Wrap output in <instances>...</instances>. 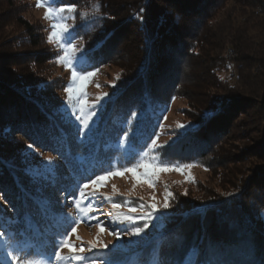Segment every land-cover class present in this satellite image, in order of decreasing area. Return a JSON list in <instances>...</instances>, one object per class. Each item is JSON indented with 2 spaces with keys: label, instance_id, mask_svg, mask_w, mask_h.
I'll return each mask as SVG.
<instances>
[{
  "label": "rangeland",
  "instance_id": "1",
  "mask_svg": "<svg viewBox=\"0 0 264 264\" xmlns=\"http://www.w3.org/2000/svg\"><path fill=\"white\" fill-rule=\"evenodd\" d=\"M72 6L67 0H0V76L10 73L26 84L41 83L49 98L47 103L59 107L61 116L71 123L84 153L88 154L95 136L106 123L108 103L119 92L121 97L130 92L127 88L134 83L127 79V73L118 61L109 60L101 62L99 67L88 68L84 58L87 42L75 35L79 19L83 20L87 16L77 6H74L75 11H68ZM61 8L65 11L61 12ZM25 24L30 28L29 31L24 27ZM57 25H63L67 31ZM54 32L59 37H54ZM69 40L75 46L69 53L73 66L77 71L93 73L87 79L75 83L72 68L60 59L65 56L66 42ZM35 42L38 46L34 45ZM239 58L228 48L218 51L209 60L212 69L209 78L202 72L199 63L198 69H194L196 72L192 74L195 79L189 80L190 76L186 78L189 81L180 95L168 99L165 95L169 89L167 87L154 92L161 104L165 105L156 133L141 144L131 137L129 130L123 128L117 142L105 147L114 153L108 164L107 158L103 160L106 168L99 174L94 172L91 178L89 176L79 181L66 195L62 193L67 190L65 186L59 187L57 182L51 184L65 169L52 155L50 148L37 143L29 133L20 129H15L8 138H4L3 131L7 124L0 126V141L18 156V165L28 168L39 166L41 175L47 179L45 182L49 193L56 199L60 197V209L63 210L59 218L54 217L55 232L49 241L44 242L43 236H40V242L33 241V236L29 237L28 234L23 238L16 236L23 250L21 261L24 264H49V257H52L51 264H83L73 259L76 253L84 257L95 255V264H169L170 260L177 259L173 249L167 247L161 257L156 254L167 239H170V244L193 241L199 246L208 245L215 239L219 242L216 246L221 249L218 254H233L232 247L223 243L210 229L206 230L202 222L198 225L184 221L175 225V234L171 238L165 239L159 233L165 215L182 208V205L192 208L196 204L211 205L218 202L223 203V208L226 205L224 201L231 199L232 202H239L244 198L248 203L249 200L252 203L251 199L255 198L260 200L257 206L264 205V123L261 121L264 116V86L247 77L246 64H238ZM227 64L233 67L230 69ZM255 71L260 72V69ZM207 79L212 86L201 84L202 81L207 83ZM192 85L195 88L192 89ZM69 88L72 89L71 97ZM253 90L257 91L256 95L252 93ZM208 98L215 106L221 102V110L206 118L197 105ZM247 98L253 100L255 106L252 109L243 108L244 113L240 114L235 104ZM14 105L18 114L21 105L17 100ZM257 115L262 117L257 118ZM77 116L81 119L77 120ZM203 116V123L198 124ZM83 119L89 121L87 129H83ZM199 125L202 130H211L212 141H205L201 137L203 131L196 134L190 132L193 126L198 128ZM30 143L35 145L34 150L27 148ZM172 148H185L188 152L198 150L204 157L198 163L171 158L169 151ZM49 157L52 158L51 164L47 163ZM145 163L147 169L136 167ZM129 168L134 170L126 171ZM101 175L106 176V179L100 184L89 183L87 189L81 188L86 193L81 198L77 188ZM169 193L168 203L171 207L165 210L163 206ZM113 204H120L121 207L113 208ZM142 204H155L157 218L141 235L133 236L132 230L143 224V220L132 222L123 217L144 216L151 209L142 208ZM0 206L9 210L11 215L13 210L2 196ZM242 208H239L240 212L234 213L236 218L243 214ZM229 209L228 213L231 211ZM261 217L264 219V214ZM246 219H243L245 223L237 237L242 240L244 235L248 247L233 257L243 264L248 258L255 260L253 263L250 260L251 264H264V221L262 228ZM73 227L74 232L71 231ZM117 232L122 233V238L115 234ZM93 245L95 247L89 251ZM81 247L84 248L83 253L78 252ZM54 251H59L63 259L56 260ZM3 259V250L0 248V261Z\"/></svg>",
  "mask_w": 264,
  "mask_h": 264
},
{
  "label": "trees",
  "instance_id": "2",
  "mask_svg": "<svg viewBox=\"0 0 264 264\" xmlns=\"http://www.w3.org/2000/svg\"><path fill=\"white\" fill-rule=\"evenodd\" d=\"M67 2L80 8L81 13L87 16L83 20L79 19L75 35L87 42V55L84 54V58L88 68L99 67L101 62L109 60L118 61L127 73V79L134 84L127 88L130 92L122 97L119 92L110 100L108 116L103 125L105 128L95 136L90 153L85 154L71 123L61 116L58 106L47 103L49 98L41 83L26 84L10 73L0 76V126L7 124L3 137L8 138L15 129H20L29 133L37 143L50 148L52 155L65 169L51 184L57 182L59 187L65 186L67 190L62 192L64 195L73 190L79 181L89 176L91 178L94 172L99 174L106 168L103 160L107 158L108 164L114 153L105 147L117 142L123 128L129 130L131 137L141 144L147 142L156 133L165 107L154 92L167 87L169 89L165 95L168 99L180 95L186 82L195 79L192 76L199 63L202 72L209 78L212 71L209 60L218 51L228 48L240 56L237 61L238 64H246L247 77L264 86V0ZM24 27L29 31L26 24ZM34 45L38 46L36 42ZM237 61L234 62L237 64ZM228 67L231 69L233 66L230 64ZM256 69H260V72H256ZM188 77L189 80H186ZM238 78L241 79L240 73ZM206 81L201 84L212 86L210 80ZM252 93L256 95L257 91L253 90ZM16 100L21 105L18 114L14 110ZM243 100L235 104L240 114L244 113L243 108L252 109L255 106L253 100ZM220 103L215 106L208 98L197 106L205 116L209 112H219ZM8 109H11L10 113H7ZM204 116L200 117L198 124L203 123ZM260 117L257 115V118ZM262 118L264 123V116ZM257 122L260 123L259 120ZM202 129L199 125L190 132L196 134L203 131L201 137L205 141H212L211 130ZM169 154L171 158L195 163L204 157L198 150L188 152L185 148H172ZM18 159L13 150L0 141V190L13 210L10 215L9 210L0 206V224H3L4 229H11L19 238L28 234L29 237L33 236V241L40 242V236H43V241L47 242L55 232L54 217L59 218L63 214L61 199L49 193L45 182L47 179L34 180L26 172L30 168L19 166ZM57 192L60 193V189ZM251 201L248 203L244 198L243 201L232 202L230 199L224 201L226 205L223 208V203L218 202L211 205L196 204L192 208L182 205V208L177 207L172 213L166 214L162 221L159 236H165V239L175 234L173 229L177 224L192 221L199 225L202 222L206 230L210 229L212 234L232 247L233 254H218L221 249L216 246L219 242L215 239L205 246L193 241L170 244V239H167L156 254L161 257L167 247L173 249L177 259L170 260L169 264H243L233 257L248 247L244 235L242 240L237 237L244 226L243 219L247 218L261 227L264 221L261 217L264 205L257 206L260 200L255 198ZM228 208L231 210L229 213ZM239 208L243 209V214L238 219L235 214L240 212ZM250 260L251 263L255 262L248 258L245 264H249Z\"/></svg>",
  "mask_w": 264,
  "mask_h": 264
},
{
  "label": "snow or ice",
  "instance_id": "3",
  "mask_svg": "<svg viewBox=\"0 0 264 264\" xmlns=\"http://www.w3.org/2000/svg\"><path fill=\"white\" fill-rule=\"evenodd\" d=\"M67 10L68 11H75V8H74V6H72V7H69ZM60 11L63 12V11H65V9L61 8ZM56 27L61 28L65 32L67 31V29L63 25H57ZM53 36L54 37H59V34L54 32ZM66 43H67V51L65 53V56L61 57L60 59H61L62 62H64L65 64H67L69 67L72 68V79H73V82L75 83V82H78L80 80L87 79L89 76L93 75V73H91V72L77 71L76 67L73 66L72 60L69 58V53H71L74 50L75 46L71 44L70 40L67 41ZM86 55L87 54H85V56ZM81 58H83V57H81ZM68 92H69V95L71 97L72 89L69 88ZM94 114L95 113H92V115H94ZM212 115H213V113L209 112V113L205 114V117L207 118V117H210ZM76 119L80 120L81 117L77 116ZM81 123L83 125V129H87L88 128V126H89L88 119H83L81 121ZM195 127L196 126H193V129H195ZM152 143H153V146H155V141H153ZM27 148L34 150L35 145L30 143V144L27 145ZM51 161H52V158L49 157L47 163L51 164ZM136 167H143V168L147 169L148 165L145 163V164L136 165ZM188 167H191V165H188ZM40 170L41 169L38 166V167H35V168L26 169V172L30 173L32 175L33 179L38 181V180H41V179L45 178V175H41ZM133 170H134L133 168L126 169V171H133ZM48 174L49 175L51 174V169H49ZM109 174H111L110 170H109ZM145 175H147V172L145 173ZM104 179H106V176L101 175V176H97L95 179L90 180L89 182L83 183L82 186H79L77 188L79 196L81 198H83L86 195V193L83 190H81V188L82 189H87L89 187V183H91L93 185H98ZM2 195H3V193H0V196H2ZM170 196H171L170 193L167 194V196H166V202H165V204L163 206L165 210H168L171 207V205L168 203V198ZM70 199H75V197H70ZM77 206L79 207V204H77ZM120 207H121L120 204H113V208H117L118 209ZM141 207L142 208L148 207L151 210L148 211L142 217H138V218H134V217H131V216L123 217V219L129 220V221H132V222H136V220H143V224H140V225L136 226L132 230L131 235H133V236L141 235L146 229H148L151 226V221L157 218L156 217V205L155 204H152L150 206L142 204ZM132 211H135V209H132ZM118 216H119V214H118ZM71 231L74 232L75 228L73 227L71 229ZM115 234L118 237L122 238V233L117 232ZM65 235H67V233ZM62 246H63V243L61 244V247ZM94 247H95V245L91 246L89 248V251H92V249ZM0 248H2L3 256H4V259L2 261H0V264H24V262L21 261V259H20V256L23 253V250L19 247L18 240H16V233L12 232L11 229H4L3 228V224H0ZM78 252L79 253H83L84 252V248L81 247L78 250ZM53 257L56 260H62L63 259V257L60 256L59 251H54ZM73 259H75L78 262H83V264H95V261H96L97 257H95V255L89 256V257H84L83 255H79V254L74 253ZM51 260H52V257H49V264H51Z\"/></svg>",
  "mask_w": 264,
  "mask_h": 264
},
{
  "label": "bare ground",
  "instance_id": "4",
  "mask_svg": "<svg viewBox=\"0 0 264 264\" xmlns=\"http://www.w3.org/2000/svg\"><path fill=\"white\" fill-rule=\"evenodd\" d=\"M233 54V53H232Z\"/></svg>",
  "mask_w": 264,
  "mask_h": 264
}]
</instances>
